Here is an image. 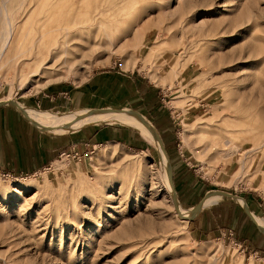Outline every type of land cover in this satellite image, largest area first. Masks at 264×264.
<instances>
[{
    "label": "rangeland",
    "instance_id": "1",
    "mask_svg": "<svg viewBox=\"0 0 264 264\" xmlns=\"http://www.w3.org/2000/svg\"><path fill=\"white\" fill-rule=\"evenodd\" d=\"M94 3L0 0V105L57 135L115 127L37 174L0 170V264H264L238 227L205 234L190 221L196 180L245 193L238 200L264 218V0H116L123 20L110 39L100 32V48L29 35L53 9L87 21ZM111 71L160 88L171 133L145 115L153 139L111 117L56 127L66 113H139L126 84L94 93ZM59 88L67 101L38 105ZM217 192L229 195L205 197Z\"/></svg>",
    "mask_w": 264,
    "mask_h": 264
},
{
    "label": "crops",
    "instance_id": "2",
    "mask_svg": "<svg viewBox=\"0 0 264 264\" xmlns=\"http://www.w3.org/2000/svg\"><path fill=\"white\" fill-rule=\"evenodd\" d=\"M111 73L107 81L98 84L94 93L104 92L110 95V89L116 83L126 84L134 98L132 105L134 107L131 108L152 118L161 131L166 134L171 133L170 128L173 127L171 121L175 110H170L168 104H165L166 97L162 95L163 92L160 88L155 83L147 82L138 76L125 78L124 74L119 72L111 71ZM51 94V98H48L49 94L43 93L37 101L38 105L40 101L49 104L51 100L54 104L67 101L62 88L54 89ZM36 100L34 98L32 102ZM70 105L71 103H68V106ZM195 105L198 107V102H195ZM193 109L191 108V110ZM107 128L115 127L84 126L75 134H52L44 128L33 127L20 108L7 104L0 105V170L14 171L19 174L34 172L52 163L63 149L69 148L70 150L75 147L79 150L80 147H83L86 151L95 142L105 140L107 136H111V132ZM113 135L116 133L113 132ZM170 137L169 135L165 137L166 146L170 144ZM195 186L193 193L194 195L199 194L200 198L193 203V206L199 204L213 189L222 190L229 195L212 202L211 205L202 206L199 213L197 212L190 219L193 228L206 234L216 228L234 227L237 229L238 227L239 231H242L240 238L243 243L254 250L264 252V229L250 217L245 205L237 198L241 196L246 199L245 193L230 191L227 189L229 186L213 188L211 180H196ZM248 206L251 209L249 202Z\"/></svg>",
    "mask_w": 264,
    "mask_h": 264
},
{
    "label": "bare ground",
    "instance_id": "3",
    "mask_svg": "<svg viewBox=\"0 0 264 264\" xmlns=\"http://www.w3.org/2000/svg\"><path fill=\"white\" fill-rule=\"evenodd\" d=\"M126 1V0H123ZM128 1V0H127ZM118 4V3H117ZM46 17V20L41 24H38L37 27L29 31V35L37 37L33 39V42H41V40L46 37H59L61 36V40L58 41V45H69L71 41H79L82 45H90L93 48L99 45V42H94V40L99 36L100 32L110 39L113 32H115L116 28H119L118 25L123 20L121 16V10L116 5V0H95L94 8L91 14V17L86 21H76L74 17L65 16V12L59 11V9H53L51 13H49ZM54 15L56 17L54 18ZM58 16V17H57ZM85 35L83 38L82 34ZM37 34V36H36ZM75 36V37H74ZM82 37L83 39L79 38ZM20 40V38H19ZM100 46V45H99ZM98 46V47H99ZM109 46V45H108ZM102 47V46H101ZM104 47V46H103ZM100 48V47H99ZM155 47H151L150 51H153ZM89 49V48H88ZM91 52V50H90ZM86 54V52H85ZM84 54V55H85ZM98 112H73L71 113L74 118L70 120V118L59 119L56 127L64 126V123L72 122L71 125L73 127H77L79 124H91L95 122H99L100 120H104L108 117H111V120L117 119L123 122H127L133 124L138 127L145 135L153 139V135H151L150 131L151 126L148 124L147 119L143 114L140 113H114V114H103ZM70 115V113H66ZM45 115V114H44ZM43 114L40 113H32L34 119L41 125L45 124L46 127H50L49 125L52 123L47 119ZM54 119V118H53ZM67 120V121H66ZM110 120V119H108ZM56 125V124H55ZM63 128V127H62ZM62 128H53L54 130H63ZM153 134H155L153 132ZM157 135V134H155ZM224 146L228 145V142L223 143ZM164 151V150H163ZM222 152L229 153L226 148L222 150ZM170 183L172 181V174L170 172L169 175ZM224 196V195H223ZM222 193H213L208 195L205 199H203L199 205L195 206V214L199 211L202 206L211 205L212 202H215L222 197ZM209 197V198H208ZM248 212V210H247ZM199 213V212H198ZM253 220H257L258 224L261 227H264V218L256 215L255 218L248 212Z\"/></svg>",
    "mask_w": 264,
    "mask_h": 264
},
{
    "label": "built area",
    "instance_id": "4",
    "mask_svg": "<svg viewBox=\"0 0 264 264\" xmlns=\"http://www.w3.org/2000/svg\"><path fill=\"white\" fill-rule=\"evenodd\" d=\"M60 155H61L62 158L64 157V155H66L67 157L70 156V157H73L74 158V157H77L79 155V152L74 147V148H72L70 150H64V151L60 152ZM44 168L49 169L50 167L49 166H45ZM39 172H40V170H36L34 174H37Z\"/></svg>",
    "mask_w": 264,
    "mask_h": 264
},
{
    "label": "water",
    "instance_id": "5",
    "mask_svg": "<svg viewBox=\"0 0 264 264\" xmlns=\"http://www.w3.org/2000/svg\"><path fill=\"white\" fill-rule=\"evenodd\" d=\"M197 205H199V204H197Z\"/></svg>",
    "mask_w": 264,
    "mask_h": 264
}]
</instances>
